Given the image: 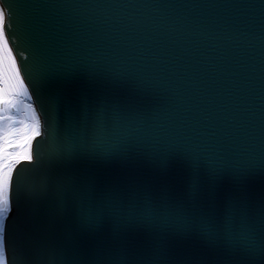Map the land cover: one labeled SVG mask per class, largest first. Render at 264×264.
Instances as JSON below:
<instances>
[{
    "label": "water",
    "instance_id": "95a60500",
    "mask_svg": "<svg viewBox=\"0 0 264 264\" xmlns=\"http://www.w3.org/2000/svg\"><path fill=\"white\" fill-rule=\"evenodd\" d=\"M156 2L19 0L21 64L24 50L144 80H75L57 119L71 149L47 160L33 97L43 134L12 179L7 264H264V8ZM156 87L172 95L162 111Z\"/></svg>",
    "mask_w": 264,
    "mask_h": 264
},
{
    "label": "snow or ice",
    "instance_id": "6c2138e0",
    "mask_svg": "<svg viewBox=\"0 0 264 264\" xmlns=\"http://www.w3.org/2000/svg\"><path fill=\"white\" fill-rule=\"evenodd\" d=\"M154 10L160 9H198V8H254L262 7V4L241 2V0H208L207 3L189 2V0H158L150 5ZM22 7L19 0H0V242L3 241L5 232V217L10 210V200L4 195L5 190H10L12 179L17 167L22 162L31 163L33 156V142L42 133L43 121L37 107L32 101L33 97L40 99V110L48 113L49 145L40 154L47 160L58 155L61 150L70 151L71 142L61 145L57 136V119L62 104L69 100L73 93L71 85L77 79L95 82L101 78L115 80L125 79L135 81L137 78L126 71L121 70L113 74L98 72L96 66L85 62H66L58 64H29L28 53H19L24 60L18 61V53L14 51L10 43L9 30L15 27L18 16L17 9ZM12 39H18L13 35ZM35 80V91L30 90L26 80ZM144 80V79H143ZM159 95L154 104L159 111L167 108L172 102L169 91L158 88ZM78 102L81 115L90 112L89 91L78 90ZM102 121L104 110L98 114ZM32 191L42 190L43 185H29ZM0 264H4L3 248L0 247Z\"/></svg>",
    "mask_w": 264,
    "mask_h": 264
},
{
    "label": "bare ground",
    "instance_id": "6f19581e",
    "mask_svg": "<svg viewBox=\"0 0 264 264\" xmlns=\"http://www.w3.org/2000/svg\"><path fill=\"white\" fill-rule=\"evenodd\" d=\"M28 102L33 103L32 101H28ZM4 195L8 197V190H7V189L5 190ZM2 242H3V241H2ZM2 242H0V247H2ZM3 255H4V264H6V263H5V253H4V251H3Z\"/></svg>",
    "mask_w": 264,
    "mask_h": 264
}]
</instances>
